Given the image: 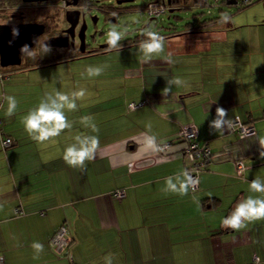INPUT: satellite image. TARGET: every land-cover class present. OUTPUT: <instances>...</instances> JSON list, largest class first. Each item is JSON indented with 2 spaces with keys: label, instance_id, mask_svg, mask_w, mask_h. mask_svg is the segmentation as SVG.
<instances>
[{
  "label": "crops",
  "instance_id": "crops-1",
  "mask_svg": "<svg viewBox=\"0 0 264 264\" xmlns=\"http://www.w3.org/2000/svg\"><path fill=\"white\" fill-rule=\"evenodd\" d=\"M234 12L227 11V24L216 18L195 31L190 26L161 34L164 52L150 60L143 58L144 40L89 54L104 63L96 66L98 76L58 57L4 69L9 73L0 78V97L18 101L9 117L0 99L4 264H69L49 245L61 223L72 234L68 250L78 264H109V254L111 264H264V219L239 231L221 226L248 195L264 197L249 191L252 179L264 180V14L239 23L231 18ZM116 51L117 57L107 55ZM174 78L183 83L169 84ZM81 89L77 110L65 109L71 129L44 143L24 130L23 117L41 100L50 103L57 92L72 99ZM217 107L227 110L225 120L237 115L255 133L241 137L226 125L217 131ZM184 125L195 127L211 156L197 186L180 195L167 190L166 179L175 183L191 164L177 138ZM78 134L99 137L95 159L84 169L63 159ZM4 136L12 140L6 147ZM148 137H155L151 147ZM164 141L169 146L161 150ZM236 159L245 166L239 175ZM117 189L123 197L113 196ZM33 242L44 245L38 257Z\"/></svg>",
  "mask_w": 264,
  "mask_h": 264
},
{
  "label": "clouds",
  "instance_id": "clouds-1",
  "mask_svg": "<svg viewBox=\"0 0 264 264\" xmlns=\"http://www.w3.org/2000/svg\"><path fill=\"white\" fill-rule=\"evenodd\" d=\"M222 21L227 24L230 21V17L227 14H222ZM142 34L147 37L141 43V51L145 60H150L154 55H160L165 49V39L158 32L145 28L142 30ZM107 44L110 48L118 47V41L122 39V33L114 25L107 31ZM45 52L48 51L46 45L43 46ZM22 52L28 53L32 56L34 53L29 52L27 45L22 49ZM170 59V56L167 57ZM90 75H100V69H93L90 66L86 69ZM183 81L180 78L172 79L169 84L181 85ZM164 93L170 91V87L163 89ZM85 90L81 89L72 93V99L66 93L57 92L55 99H51L50 103H45L42 100L38 106L31 109L22 120L24 130L28 135L39 143H44L55 137H58L65 129H71L72 125L65 114V109L68 111H76L77 104L76 99L83 98ZM7 102L6 115L11 117L15 114L18 101L15 96L5 95L0 97ZM217 118L212 121V127L217 131H223L225 125H231L230 119L225 120L227 116V110L222 107L216 109ZM90 117L85 116L81 118V122L87 126ZM92 130L98 132L99 129L92 125ZM75 143L68 145L64 149L63 159L70 167H76L84 169L86 161L95 159V153L99 146V137L89 135H76L74 137ZM155 143V137H148L147 145L151 147ZM262 146H264V139L260 140ZM264 157V153L260 154ZM176 182H173L171 176L166 179L167 190H171L180 195H186L191 185L196 183L187 170H183L175 177ZM249 191L251 193L264 194V180L259 177L252 179L249 182ZM264 219V197L248 195L241 202L237 203L235 209L221 221V226L225 228H231L239 231L247 227V224L256 220ZM32 248L35 250L37 257L44 251V245L40 242H33ZM106 259L111 264V254Z\"/></svg>",
  "mask_w": 264,
  "mask_h": 264
},
{
  "label": "rangeland",
  "instance_id": "rangeland-1",
  "mask_svg": "<svg viewBox=\"0 0 264 264\" xmlns=\"http://www.w3.org/2000/svg\"><path fill=\"white\" fill-rule=\"evenodd\" d=\"M148 1L150 0H129L122 2V12L117 16L115 22L111 21V23H109V21L104 22V14L97 6H103L109 3L114 4L115 0H92V3L94 5L89 8V13H87L85 16L88 24L86 29L85 41L90 45H96V43L100 44L104 37H107V31L110 30L114 25L122 33V39L133 37L137 33H142V30L145 28H150L151 30L161 34H168L173 31L172 29L180 30L186 28L187 26H196L201 21L214 17L218 13H220V11H218L219 7L217 6L223 0H207L208 2H206L205 5H193L192 3H190V1H187L185 4H182V7L181 5L179 7L167 6L165 8V11L160 12V14L154 16H150L146 8L142 9L143 5ZM241 1L242 0H237V4H241ZM248 3L249 4L240 9H236V6L223 8L236 11L231 16V18L235 22H255L257 18L261 17L262 14H264V4H262V0H248ZM57 7L58 0L50 2L41 7H38L35 4L26 3L22 5L12 6L11 8H6L2 13L0 10V18L4 16L10 18V14L14 13L15 16L11 18H16L20 22H34L46 18L48 19L47 21H50L52 24L55 22ZM59 16L60 17L58 20H60L61 18V21L65 22L63 15L60 14ZM95 17L97 18V20L95 21L96 23H93V19ZM52 32L53 31L43 33L42 38L46 39V36L52 34ZM44 45H46L48 48L47 52L43 50ZM28 50L29 52H33L34 54L31 56V58L25 60V56L28 55V53L21 52L20 56L22 58V61L19 65L44 62L49 58L64 56V46H49L47 44H44L43 42L41 43L40 38L34 43V45L28 48ZM60 52L62 53L60 54ZM107 55H109L110 57H117L119 56V51H116L115 53H109ZM91 57H89V55H85L84 57H77V59H72L71 61L67 62V64L70 63L68 65L72 67L74 65V63L72 62H75L77 64L75 66L77 67L78 71H87L86 69L89 66L94 69L97 68L96 66L98 65H104L103 62H98L95 58L92 59ZM11 67H13V65L0 66V68L2 69H10Z\"/></svg>",
  "mask_w": 264,
  "mask_h": 264
},
{
  "label": "flooded vegetation",
  "instance_id": "flooded-vegetation-1",
  "mask_svg": "<svg viewBox=\"0 0 264 264\" xmlns=\"http://www.w3.org/2000/svg\"><path fill=\"white\" fill-rule=\"evenodd\" d=\"M45 1H47V0H45ZM45 1H39V0L38 1H25L24 4H26V3L35 4L38 7H41V6L45 5ZM68 1L70 2L72 0H58V7H57V12L55 14V22L54 23L51 24V22L47 21L48 19H46V18L34 21V22L43 23L44 24V31L41 34H39L38 36L34 37L32 45H34V43L36 41H38L39 38H40L41 43L42 42L44 43L45 39L42 38L43 33L53 31L54 33L52 32V34L47 35L46 37L48 38L49 36H58V37H60V41L62 43H64V45H62V46H64V51H63L64 56H58L59 59L60 58L73 59V58L93 54L96 52H102L104 50L109 49L110 47L107 44V37H104V39L100 42V44L96 43V45H92V44L90 45L88 42L85 41L86 40V29L88 26L87 21L85 19V16L87 13H89V8L92 7V5L89 4V0H77V3L75 5L67 4ZM177 1H178L177 3L179 5H182V4H185L187 1H190V0H177ZM229 1L230 0H225V3L228 4ZM122 2H124V1L118 2L117 0H115L114 4L111 3V5L105 7V9L102 10L99 8L104 14V22L109 21V23H111V21L112 22L116 21L117 16L123 10L122 5H121ZM6 8H11V7L4 6V7L0 8L1 13ZM67 10H76L77 11L76 13L75 12L70 13L71 14L70 17L72 20H73L74 16L76 15V22H75V24H73V26H70L71 24L65 18V12ZM60 14L63 15L65 22L61 21V18H60V20H58L60 17L59 16ZM10 16L14 17L15 14L11 13ZM10 18L7 16L1 17L0 23L16 24V23L20 22L16 18H11V19ZM96 20H97V18H96ZM93 23H96V22H93ZM81 27L84 28L83 33H82V31H80ZM30 47H28V48H30ZM61 53L62 52H60V54ZM28 58H31V56L26 55L25 60H27Z\"/></svg>",
  "mask_w": 264,
  "mask_h": 264
},
{
  "label": "built area",
  "instance_id": "built-area-1",
  "mask_svg": "<svg viewBox=\"0 0 264 264\" xmlns=\"http://www.w3.org/2000/svg\"><path fill=\"white\" fill-rule=\"evenodd\" d=\"M145 8L146 10H148V14L150 16H154L160 14L164 6L155 0H150L146 3ZM134 106L135 103L133 102L129 104V107ZM230 120L232 121L231 125H226V128L229 131L235 132L241 137L250 136L255 133L254 126L250 123L244 122L239 116L236 115ZM178 137L182 140L181 152L185 156H187L189 158V161L191 162L190 166L186 170L196 182L190 186V188L193 189L197 186L198 171L203 168L205 164L209 161L211 151L206 143H201L196 140V129L193 125L182 126L180 131L178 132ZM1 143L3 147H6L11 143V139L7 136L3 137L1 139ZM168 146L169 143L164 141L159 145V149L164 150ZM244 167L245 166L242 159L235 160V170L238 175L241 174ZM112 194L116 198H121L124 196V191L121 189H117L113 191ZM50 241L57 253L62 252V250L66 248V246L70 242V236L67 228L63 225L58 227V229L52 235ZM0 264H4L2 256H0Z\"/></svg>",
  "mask_w": 264,
  "mask_h": 264
},
{
  "label": "water",
  "instance_id": "water-1",
  "mask_svg": "<svg viewBox=\"0 0 264 264\" xmlns=\"http://www.w3.org/2000/svg\"><path fill=\"white\" fill-rule=\"evenodd\" d=\"M24 1H38V0H24ZM45 1V0H39ZM129 1V0H117ZM77 0L68 1L67 4L75 5ZM77 12L76 10H67L65 12L66 20L73 26L76 22V15L73 20L70 13ZM96 21V17L93 22ZM44 31V24L41 22H19L16 24L0 23V66L18 65L21 62V49L27 45L32 46L34 37L38 36ZM80 31H84L81 27ZM49 46H62L64 43L60 41L58 36H50L44 41Z\"/></svg>",
  "mask_w": 264,
  "mask_h": 264
},
{
  "label": "trees",
  "instance_id": "trees-1",
  "mask_svg": "<svg viewBox=\"0 0 264 264\" xmlns=\"http://www.w3.org/2000/svg\"><path fill=\"white\" fill-rule=\"evenodd\" d=\"M53 1H55V0H47V1H45V5L46 4H48V3H50V2H53ZM155 1H157L158 3H161L163 6H164V8H163V10H162V12L163 11H165V8L168 6V7H172V6H176V7H179L180 5L177 3L178 1L177 0H155ZM218 1V0H217ZM206 2H208L207 0H190V3H192L193 5H195V4H200V5H205L206 4ZM25 3V1L24 0H0V8H2V7H4V6H8V7H12V6H16V5H21V4H24ZM235 4L237 3V0H235V2H234ZM89 4L90 5H94L93 3H92V0H89ZM217 4V3H216ZM248 4V0H242L241 1V4H236V9H240L241 7H243V6H245V5H247ZM109 5H111V3H109V4H105V5H103V6H97L98 8H100V9H105V7H107V6H109ZM228 6V4L227 3H225V0H223L217 7H219V9H218V11H220V13H218L216 16H214V17H211V18H209V19H206V20H203V21H201L198 25H196V26H192V29L191 30H193V31H195V30H197L200 26H207L208 24H209V22L210 21H214V19H219V18H221V16H222V14H227L228 16L230 15V13L228 14L227 13V9H225V8H223V7H225V6ZM145 6H146V3L143 5V7H142V9H144L145 8ZM181 7H182V5H181ZM222 7V8H221ZM187 27H189L190 28V26H187ZM173 31H171V32H175L176 30H178V29H172ZM160 35H161V33H159ZM145 39H147V37L146 36H144L142 33H137V34H135L133 37H129V38H124V39H121L120 41H118V46H120V45H123V44H128V43H131V42H134V41H140V40H145ZM22 61V60H21ZM21 63V62H20ZM19 63V64H20ZM18 64V65H19ZM14 67H18V66H15V65H13V67H11V68H14ZM8 70H4V69H2V68H0V78H3L4 76H6V75H8V73H9V71L7 72ZM245 122V121H244ZM248 123V122H247ZM4 137H6V136H4ZM8 137V136H7ZM10 138V137H9ZM177 138L179 139V141H180V143H181V150H182V140L177 136ZM11 139V138H10ZM196 140H198L199 142H201V143H206L205 141H201L200 139H198V137H197V135H196ZM12 141V140H11ZM207 144V143H206ZM202 169V168H201ZM200 169V170H201ZM199 170V171H200ZM199 171H198V173H199ZM65 226L66 228H67V230H68V233H69V236H70V242L68 243V245L66 246V248H64L63 250H62V252H59V253H57L56 251H55V249H54V246L51 244V241H50V239H51V237H52V235L54 234V232L58 229V227H60V226ZM56 229H55V231L52 233V235L50 236V238H49V245L51 246V249H52V251L54 252V253H56V254H62V255H66L68 258H69V264H71V263H75V264H78V263H76L75 261H73V259L71 258V255H70V253H69V246H70V244H71V241H72V239H73V237H72V234L70 233V230H69V228H68V226L66 225V224H64V223H61L59 226H58Z\"/></svg>",
  "mask_w": 264,
  "mask_h": 264
}]
</instances>
